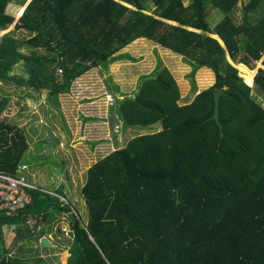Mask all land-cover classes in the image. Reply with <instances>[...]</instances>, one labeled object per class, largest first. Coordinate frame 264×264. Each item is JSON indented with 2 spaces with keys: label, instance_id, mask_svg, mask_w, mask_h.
I'll return each instance as SVG.
<instances>
[{
  "label": "trees",
  "instance_id": "obj_1",
  "mask_svg": "<svg viewBox=\"0 0 264 264\" xmlns=\"http://www.w3.org/2000/svg\"><path fill=\"white\" fill-rule=\"evenodd\" d=\"M9 1L20 6L16 18L5 9ZM208 2L225 13L212 27ZM236 2L0 0V30L12 23L0 33V81L50 88L57 98L86 70L106 67L133 37L172 49L194 70L213 74L210 85L180 102L178 83L159 59L134 93L114 96L124 126L160 127L132 136L86 169L84 219L70 203H60L58 186L29 189L30 202L16 214L0 212V223L22 225L28 215L39 223L52 220L50 207L68 213L66 264H264V105L246 82L253 77L264 89V68L254 76L252 70L257 61L264 67V15L257 14L260 0H249L237 24L230 16ZM16 29L26 34L14 35ZM226 57L240 64L246 81ZM59 67L63 83H45L43 75L54 79L51 70ZM217 87L223 90L220 127L211 116ZM27 147L15 121L0 119V172L14 174ZM43 261L0 257V264Z\"/></svg>",
  "mask_w": 264,
  "mask_h": 264
},
{
  "label": "rangeland",
  "instance_id": "obj_2",
  "mask_svg": "<svg viewBox=\"0 0 264 264\" xmlns=\"http://www.w3.org/2000/svg\"><path fill=\"white\" fill-rule=\"evenodd\" d=\"M18 8V3L9 1L5 9L15 18ZM258 8L260 9L257 14L264 15V0H260ZM152 11L153 7L146 12ZM241 12V8H234L231 12L232 19L240 20ZM9 29H12V23L2 31ZM13 34L23 36L26 31L16 29ZM221 46L224 47L223 44ZM19 49L27 52L22 47ZM115 56L106 67H92L80 74V79L71 80L69 91L60 92L57 98L49 94L50 88L33 89L0 81V119L15 121L24 131L28 143L22 158L24 164L16 171H20L36 186L48 190L62 186L60 203H70L79 210L83 219L86 210L80 190L86 169L113 148L122 147L132 136L160 127L159 122L151 127L124 126L116 111L114 96L134 93L138 89L139 79L150 73L159 59L178 83L180 102L191 100L199 90L213 81L212 71L208 68L199 67L194 70V64L178 52L144 37H133ZM226 59L233 65L230 58ZM254 64L253 76L259 67L264 68L260 61ZM15 65L21 66L22 62L18 61ZM237 65L234 64V68L237 69ZM17 71L26 77L22 69ZM237 71L241 73L239 69ZM51 72L54 79L47 73L43 75L46 81L41 77L42 82L48 85L62 84V73L58 69H52ZM246 82L251 85L255 97L264 105V89L254 82L253 77ZM26 93L32 97L25 95ZM54 195L58 194L54 192ZM48 215L54 216V219L40 224L33 216L28 215L23 225L20 224L18 233L23 246L36 244V247L28 250L29 256L25 253L23 255L29 257L30 261L33 256H40L44 260L40 264H62L66 262L67 248L71 242L69 215L64 211L58 212L55 207H50ZM39 225L47 231L40 234ZM27 231H31L30 237ZM41 236L50 238L53 246L42 249L39 242Z\"/></svg>",
  "mask_w": 264,
  "mask_h": 264
},
{
  "label": "crops",
  "instance_id": "obj_3",
  "mask_svg": "<svg viewBox=\"0 0 264 264\" xmlns=\"http://www.w3.org/2000/svg\"><path fill=\"white\" fill-rule=\"evenodd\" d=\"M246 1V2H244ZM249 1V0H248ZM247 0H237L236 5L234 6V8H246V4L248 2ZM22 6V5H21ZM20 7V6H19ZM23 8V6H22ZM206 8H210L208 10V16L206 18L207 20V24L209 27H212L215 23H217L221 18H223L224 16V12L219 10V9H213L212 5L210 4V2L207 3ZM258 8V7H256ZM20 14V13H19ZM18 14V15H19ZM16 15V17L18 16ZM262 15V14H261ZM231 16V13H230ZM15 17V18H16ZM242 19V12H241V18L238 21H235V23H240ZM2 31V29L0 30ZM3 32V31H2ZM209 36H215L216 39L219 41V43L221 44V41L217 38L216 35L209 33ZM214 38V37H213ZM261 63V62H260ZM243 65V64H241ZM248 68V67H247ZM250 69V68H249ZM91 70L88 69L86 71ZM85 71V72H86ZM84 72V73H85ZM76 78H81V75H79ZM35 184V183H33ZM44 188V187H43ZM16 214V213H15ZM26 220V219H25ZM41 224V223H40ZM23 225V224H22ZM20 225H18V223H0V257L4 256V255H8V256H18L20 258H27L25 255H23L24 253L28 255V253L34 246L36 247V244L34 245L33 243H31L30 245H27V247H24L22 244V238L19 237V233H18V229ZM41 225H39V228L41 229ZM45 232L47 231V229L42 228ZM19 238H18V237ZM30 237V235H29ZM47 237V236H46ZM40 241V240H39ZM50 241V238H49ZM30 242V241H29ZM28 243V242H27ZM50 243L52 244V242L50 241ZM53 246V245H52ZM23 247V248H22ZM41 247V245H40ZM13 254V255H11ZM62 264H66L62 263Z\"/></svg>",
  "mask_w": 264,
  "mask_h": 264
},
{
  "label": "built area",
  "instance_id": "obj_4",
  "mask_svg": "<svg viewBox=\"0 0 264 264\" xmlns=\"http://www.w3.org/2000/svg\"><path fill=\"white\" fill-rule=\"evenodd\" d=\"M57 69L62 73V68ZM29 189L45 190L28 181L20 171L0 172V212L15 214L22 210L30 202Z\"/></svg>",
  "mask_w": 264,
  "mask_h": 264
},
{
  "label": "water",
  "instance_id": "obj_5",
  "mask_svg": "<svg viewBox=\"0 0 264 264\" xmlns=\"http://www.w3.org/2000/svg\"><path fill=\"white\" fill-rule=\"evenodd\" d=\"M221 91H223V90H221L220 87H217L214 89V92H213V109H212V114H211V116L217 121L219 127H220V123L218 121V116H217V103H218V96L221 93ZM59 189H61V187H59ZM176 201L178 202V199H176ZM39 242H40L42 249L52 247V244L50 243L49 238L46 236H41Z\"/></svg>",
  "mask_w": 264,
  "mask_h": 264
}]
</instances>
